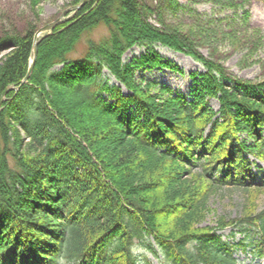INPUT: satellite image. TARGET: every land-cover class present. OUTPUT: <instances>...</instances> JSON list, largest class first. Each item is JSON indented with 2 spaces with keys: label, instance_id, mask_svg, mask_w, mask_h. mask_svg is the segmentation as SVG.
<instances>
[{
  "label": "trees",
  "instance_id": "16d2710c",
  "mask_svg": "<svg viewBox=\"0 0 264 264\" xmlns=\"http://www.w3.org/2000/svg\"><path fill=\"white\" fill-rule=\"evenodd\" d=\"M150 13L141 0H89L37 39L21 85L40 14L0 9V96L13 88L0 107V264H136L147 239L172 264H241L217 235L228 228L257 236L252 257L264 259V68L246 80L226 71L223 50L199 52L214 39L252 56L264 36L157 27ZM156 47L202 68L188 76L189 98L136 76L182 73ZM221 190L242 192L241 214L204 227Z\"/></svg>",
  "mask_w": 264,
  "mask_h": 264
},
{
  "label": "rangeland",
  "instance_id": "374dc122",
  "mask_svg": "<svg viewBox=\"0 0 264 264\" xmlns=\"http://www.w3.org/2000/svg\"><path fill=\"white\" fill-rule=\"evenodd\" d=\"M76 0H40L34 9V13L30 10L29 0H0V9L13 12L15 14H40V24L42 26L56 20L61 14L64 16L70 13L74 7L72 4ZM88 2L89 0H83ZM151 9V15L148 22L154 26L177 27L181 25H201L211 30L232 29L241 32L245 27L255 28L261 31L264 36V0H141ZM243 13H246L244 15ZM104 29H97L92 35L95 39L104 35ZM203 43V47H199V52L204 56H209L212 48L221 51L220 63L225 67L226 71L238 78L246 80H254L261 74L264 68V48L256 51L252 56L246 55L240 50L233 51L228 42H217L213 39L211 43ZM81 47L77 53H80ZM158 55L165 60L172 62L180 70L181 74L169 69L156 68L152 71H139L137 77H145L148 80H154L170 86L175 92L181 93L189 98V90L191 80L189 74L193 72L200 73L202 68L189 57L169 51L163 47H156ZM140 48H133L125 53L123 60L129 62L133 57L139 56ZM219 59V55H217ZM254 61H259L257 65ZM61 66L55 67V71ZM264 74V73H263ZM104 75L109 78L110 84H114L113 79L104 71ZM209 106L216 111L218 109L215 100L209 101ZM263 168L261 174L264 175V164L258 162ZM254 172L256 170L254 169ZM244 202L242 192L237 190H221L215 197L210 200L212 212L208 214L202 226L214 228L220 217L225 220L238 218L241 214V206ZM258 208L264 209V197L258 201ZM222 243L234 246V257L241 264H264L263 258L252 257L251 250L253 242L257 239L255 235H247L231 229H225L217 233ZM242 242L241 248L236 244ZM134 256L136 264H172L163 252L155 247L151 239L137 242L134 246Z\"/></svg>",
  "mask_w": 264,
  "mask_h": 264
},
{
  "label": "water",
  "instance_id": "95a60500",
  "mask_svg": "<svg viewBox=\"0 0 264 264\" xmlns=\"http://www.w3.org/2000/svg\"><path fill=\"white\" fill-rule=\"evenodd\" d=\"M86 2L84 1L81 6H78V7H74L73 9L74 10H78L80 9ZM63 15H60L56 20H54L53 22L49 23V24H46L44 26H42L35 34L34 36V39H33V44H32V51H33V60L31 62V65L29 67V70L27 72V76L25 77V79L22 81V84H24L27 79L29 78L30 74H31V71H32V68H33V65H34V62H35V59H36V56H37V38L40 36V35H43V34H49L51 33L57 26L58 24L61 22V19L63 18ZM11 90V88H7L3 93L2 95L0 96V107L4 101V98L7 94V92Z\"/></svg>",
  "mask_w": 264,
  "mask_h": 264
},
{
  "label": "bare ground",
  "instance_id": "6f19581e",
  "mask_svg": "<svg viewBox=\"0 0 264 264\" xmlns=\"http://www.w3.org/2000/svg\"><path fill=\"white\" fill-rule=\"evenodd\" d=\"M26 76H27V74H26ZM26 76H25V77H26ZM24 79H25V78H24ZM24 79H23V80H24ZM23 80H22V81H23ZM27 80H28V79H27ZM26 82H27V81H26ZM26 82H25V83H26ZM25 83H24V84H25ZM21 85H23L22 82H21Z\"/></svg>",
  "mask_w": 264,
  "mask_h": 264
}]
</instances>
